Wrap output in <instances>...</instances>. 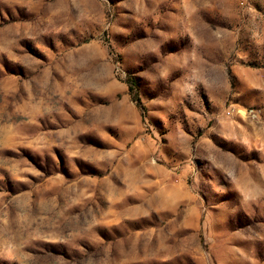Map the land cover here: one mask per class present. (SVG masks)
I'll use <instances>...</instances> for the list:
<instances>
[{
  "label": "rangeland",
  "instance_id": "obj_1",
  "mask_svg": "<svg viewBox=\"0 0 264 264\" xmlns=\"http://www.w3.org/2000/svg\"><path fill=\"white\" fill-rule=\"evenodd\" d=\"M0 264H264V0H0Z\"/></svg>",
  "mask_w": 264,
  "mask_h": 264
},
{
  "label": "trees",
  "instance_id": "obj_2",
  "mask_svg": "<svg viewBox=\"0 0 264 264\" xmlns=\"http://www.w3.org/2000/svg\"><path fill=\"white\" fill-rule=\"evenodd\" d=\"M136 99V98H135ZM138 101V99H136Z\"/></svg>",
  "mask_w": 264,
  "mask_h": 264
}]
</instances>
